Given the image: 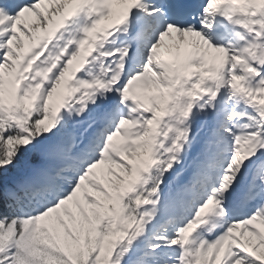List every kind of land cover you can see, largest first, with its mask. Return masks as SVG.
Listing matches in <instances>:
<instances>
[{"label": "snow or ice", "instance_id": "1", "mask_svg": "<svg viewBox=\"0 0 264 264\" xmlns=\"http://www.w3.org/2000/svg\"><path fill=\"white\" fill-rule=\"evenodd\" d=\"M0 264H264V0H0Z\"/></svg>", "mask_w": 264, "mask_h": 264}]
</instances>
